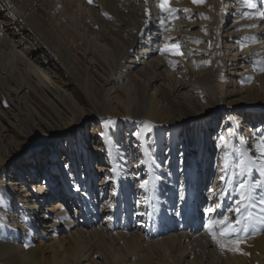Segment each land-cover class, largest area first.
<instances>
[{
    "label": "bare ground",
    "instance_id": "bare-ground-1",
    "mask_svg": "<svg viewBox=\"0 0 264 264\" xmlns=\"http://www.w3.org/2000/svg\"><path fill=\"white\" fill-rule=\"evenodd\" d=\"M19 1L20 22L13 26L0 22V220L15 230L0 241V264H247L249 256L264 264V224L249 228L246 234L256 235L240 243L239 252L222 250L206 227L225 215L236 219L228 209L239 197L235 188L241 176L236 165L241 152L252 165L244 178L264 184L260 172L264 156L256 148L264 137V72L260 71L264 18L258 15L264 12V0L262 5L248 0L252 8L245 0H206L207 10L201 8L203 18L197 23L200 31L192 33L183 28L181 18L187 4L193 5L191 0H169L168 7L177 10L171 14L173 21L158 7L160 0ZM35 6L46 22L41 33L35 32L38 45L33 49L42 51V61L62 68L80 91V96L59 87L49 92L54 99L48 107L51 115L31 100L32 76L45 75L25 58L10 32L29 30L25 20ZM166 46L172 51L162 54ZM176 48L180 54H175ZM189 57L197 66L187 62ZM16 62L23 73L14 68ZM89 116L97 120L92 130L99 137L97 146L86 141L83 122ZM219 116L225 121L224 132L206 141L219 144L222 165L203 209L196 185L201 181V165L196 164L199 146L193 147V138L203 130L206 134L207 123ZM109 120L114 123L108 124ZM179 132H184L185 142L181 155L185 163L180 166L174 153L181 145ZM62 135L67 144L59 146ZM221 136L230 141L229 147H224ZM44 141L46 157L38 148ZM92 147L100 157L106 153L110 175L102 183L113 182L121 200L129 198L123 189L129 172L142 189L138 208L133 202L123 207L125 223L117 217L119 203H102L100 208V213L110 210L112 223L97 225L94 220L96 205L85 186L94 177L87 159ZM226 152L228 167L222 171ZM131 156L132 161L125 163ZM79 157L88 162L83 168L78 167ZM42 165L41 178H35ZM179 179L183 190L175 204ZM253 191L258 201L264 187ZM66 201L76 203L74 217ZM260 207L264 206L258 203L254 210L258 216L264 215ZM213 231L218 232L219 226Z\"/></svg>",
    "mask_w": 264,
    "mask_h": 264
},
{
    "label": "rangeland",
    "instance_id": "rangeland-1",
    "mask_svg": "<svg viewBox=\"0 0 264 264\" xmlns=\"http://www.w3.org/2000/svg\"><path fill=\"white\" fill-rule=\"evenodd\" d=\"M0 14L2 13V15H0V22H5V24H9V25H15L17 23H19V12L18 9H22L21 5H19L20 1L19 0H0ZM193 0H191L190 2H192ZM206 1V0H205ZM16 2V3H15ZM262 0H259V3H261ZM17 5H15V4ZM193 5L187 4V9L189 11H185L186 14H184L181 18H182V22L185 24L183 25V28L188 30V33H192V31H200V25L198 26L197 23H201V19L203 18V14L201 11L207 10L205 4H194L192 2ZM9 5H11V7H9ZM14 5L17 7V9L14 7ZM262 5V3H261ZM37 6H35L36 8ZM40 8V7H39ZM202 8V9H201ZM186 9V8H185ZM17 10V11H16ZM2 11V12H1ZM230 13H232V10L229 11ZM27 20H25V23L28 25V29H26L25 31L23 29H18L17 32H15L14 29H11L10 32L12 33L11 38L13 39L14 43L16 44V46L19 48V50L23 53V55L25 56L26 59H29L30 61H34V63L36 65L39 66V73H43L45 75V77H39L37 78L36 76H32L34 77V81L30 82L31 86H32V91L31 93V100L34 101L35 105L40 108V109H45L46 111L48 110V107L50 108L51 106H53L54 99L51 97V93L52 90H55L56 88H63V90L67 89L68 93H73L76 96H80V91L77 89L74 81L71 79V77L69 75H67L66 73H64V71L62 70V68H60L59 66H55L52 64V62L49 61H45L43 59L42 56H44L42 54V51H36L33 49V47H37L38 45V38L35 35V32H37V34L42 31V24L45 23V19L44 17H42V15L39 12V9L36 8L34 9V11L30 14L27 15ZM174 19V15H171L169 17V20L173 21ZM211 19V18H210ZM230 19V14L226 16L225 21L228 22ZM14 23V24H13ZM167 24L164 23V26H166ZM35 28V30H34ZM209 33L206 32V36ZM39 39L41 38V34L38 35ZM46 38V37H43ZM47 38H50V36H48ZM159 41V40H158ZM157 41V42H158ZM40 46V45H39ZM181 47L183 48V50H187V46H185V43H181ZM211 48L214 49L215 45H211ZM223 49V48H222ZM212 54H214V51H211ZM47 56V55H46ZM1 57V56H0ZM36 60V62H35ZM191 57L187 58V62H191ZM17 64H19L18 62H16ZM191 64H194L193 66H197L196 61H192ZM13 66V65H12ZM53 67V68H52ZM208 67H206V71L208 70ZM14 68H16V71L19 73H23L24 72V68L22 66L16 65L14 66ZM197 69V68H196ZM212 70H208V73H210ZM29 74V72H28ZM23 75V77H25V74H21ZM39 79V80H38ZM189 80V79H188ZM187 80V81H188ZM195 80L198 81L199 78L195 77ZM46 87V88H45ZM59 87V88H58ZM46 95V96H45ZM52 100V101H51ZM0 102H2L1 98H0ZM0 109H3L2 105L0 104ZM246 118V117H245ZM247 117V121H248ZM96 118H93L92 116L87 117L84 120V126L86 127V131L85 133H87V142L89 144H92L94 146L98 145V141H99V137L98 135H96L95 133H92L93 128L95 127V125L97 124L96 122ZM249 122L253 123L252 126H258L259 122H257L256 120H249ZM254 123H256L254 125ZM225 121L224 118H222L221 116H219V118L215 121H211L209 123H207L206 128H207V133L205 134V131L203 130L201 132L200 136H195L193 138V141L195 140V144L194 142H192V145L194 144L193 147H197L198 151H199V155L197 156L196 159V164L197 166H200L201 168V173H200V177H201V181L200 183L197 182L196 185L199 186L200 188V196L203 197L202 200H200V204L201 207L203 205L208 203V197L210 196V188L214 185V180L215 177L217 176V174L219 173V170L222 165V155L220 152V146L219 144H217L216 140H209L206 141L208 138H213L214 135L217 136V134L222 131V133L224 132L223 127H224ZM228 130V129H226ZM130 134H132V132H129ZM180 133V132H179ZM116 134V133H115ZM120 136H124L125 133L123 130L120 129ZM183 133H180V143L181 145L175 149V154H178L177 156V162L179 164V166L183 163H185V159H183L182 153H183V145L185 144V142H183ZM186 134V133H185ZM220 134V133H219ZM183 135V136H182ZM188 138L187 141L190 142V138H191V132L188 134ZM112 137L114 138V134H112ZM182 139V140H181ZM192 140V138H191ZM61 144H57L59 146L62 145H66L67 144V137L62 135L60 137ZM69 142V140H68ZM199 142V144H198ZM207 144V145H206ZM48 145L47 141H44L41 146H39L38 148L41 149L42 154L44 155V157H46L48 155L47 150H46V146ZM213 145V146H212ZM41 147V148H40ZM166 148L167 147H163L162 151L163 153L166 152ZM192 148V147H191ZM213 148V149H212ZM70 149H72L73 151L76 152V148L74 147H70ZM127 153V150H126ZM134 158H136V153L133 154ZM106 153L103 152L102 156L100 157V152L96 151V149H94L93 147L90 148L88 150V158L89 159V163L87 161H83L82 157H79L77 159V163H78V167H82L85 166V164H88L91 167V173L94 175L93 179L87 181V185H85L88 188V192H89V196L91 198V201L93 200L95 202L96 205V209H97V216L95 217V221L96 224L99 225V223L104 222L106 220L105 224H110L112 223V221L114 220V216L110 213V210L108 211H104L103 213H100V208L102 206V203H110V204H117L119 203V209L121 210V213L119 212L118 214V219L120 223H125V217L123 214V207L125 206V204H132L133 202V206H135V208L139 207V202H141L140 200L141 198V194H142V189L138 188V186L136 185V183L134 182L135 180V176L133 174H131L129 172V182L131 184L130 187H128V183L124 186V193L125 190L127 191V194L129 195V198L127 199H122L120 197V194H117L116 192L117 187L113 184V182L111 181H107L105 183H102L103 181V177L105 175H110V172H108V167L109 165L106 162ZM133 158V160H134ZM183 159V160H182ZM16 159L12 160L13 163H15ZM132 161V156L129 157V159L127 160V162L125 163H130ZM161 161L164 163L166 161V156L163 155L161 157ZM109 163V162H108ZM128 164H126V166H128ZM87 165V166H88ZM100 165H103V170L101 168H99ZM187 165V164H185ZM88 166V167H89ZM8 167V165L6 166ZM43 165L41 166V168H38L37 171L35 172V178L38 177L39 179L41 178V173H40V169H42ZM15 168V165L13 164V170ZM38 174V176H37ZM29 178V177H28ZM27 178V181L30 179ZM199 178V177H198ZM36 181V179H33ZM177 187H176V194H175V204H178V200L180 198L179 195L182 194V184L181 181L179 179V182L177 181ZM85 186H81V187H85ZM55 194H57V196H59L58 198H60L61 192L59 193V191L57 190L55 192ZM193 199L196 195V193L192 194ZM191 196V198H192ZM205 196V197H204ZM117 197V198H116ZM63 198H65L63 196ZM198 199V197H197ZM196 199V200H197ZM239 199V197L237 198ZM192 202V200H191ZM195 202V201H193ZM203 202V203H202ZM0 203H3V198L0 197ZM66 204H69V211L71 213H73V217L74 215H76V209L78 207H76V203L73 202V206L69 201H66ZM71 204V205H70ZM199 204V207H200ZM72 206V208H71ZM205 208V206H203V209ZM175 222H178V218L174 219ZM202 223H201V228H200V232L203 231L204 227H205V220H206V216L203 217ZM188 224V222L186 223ZM14 228L8 226L6 223H4L3 221L0 220V241H3L5 239H8L9 237H11L14 233ZM202 234H204V232H202ZM256 235V233H251V234H244L243 236H245V238L242 240L241 243H245L246 241L249 240V238H254V236ZM65 246L69 245V242L67 240L64 241ZM199 246H201L199 244ZM241 253V252H240ZM248 259V263L247 264H258L256 261H254L252 259V257H246Z\"/></svg>",
    "mask_w": 264,
    "mask_h": 264
},
{
    "label": "snow or ice",
    "instance_id": "snow-or-ice-1",
    "mask_svg": "<svg viewBox=\"0 0 264 264\" xmlns=\"http://www.w3.org/2000/svg\"><path fill=\"white\" fill-rule=\"evenodd\" d=\"M88 2L91 4L93 3V0H88ZM147 2V0H146ZM169 0H160L158 7H160L162 12H166L169 15L176 12L177 10L174 8L168 7ZM205 0H193L194 4H203ZM247 6L249 8L254 7L253 4L248 3V0H245ZM11 7V5H9ZM183 11H189L188 9H184ZM105 16H108L107 13H104ZM258 15L262 18H264V12H259ZM109 19H111L110 16H108ZM206 18V17H205ZM163 19L161 20V23L163 24ZM171 52L172 49L168 48L167 46L164 49H161V52ZM175 54H180L179 49H175ZM171 63V61H170ZM206 63V62H205ZM264 63V62H261ZM260 71L264 72V67H260ZM108 124H113L114 122L109 120L107 122ZM103 135V134H102ZM232 134L229 133V136ZM220 139L224 141V147H229L230 141L225 140V137L221 136ZM241 143L243 144L244 141L241 140ZM256 148L261 153L262 156H264V137L261 138V143H258L256 145ZM246 156L245 152H241V159L239 163L236 165L237 168H239V175L241 176V180L236 186L235 190L238 192L239 199L235 200L234 207H229V212H235L236 219L235 221H232L229 216L225 215L222 219L219 220H210L208 225L206 226L208 228L209 234L211 235L212 239L219 245V247L223 250L227 248L229 251H240V243L245 237H242L241 233H248L249 228H252L255 230V226L257 224H264V215L258 216L257 213L254 211L257 207V204L264 206V194H262L257 201V198L254 195V189L258 187H264V184H261L259 181H256L255 183L250 182L248 179L244 178L246 174L251 173L252 165L250 162V158L248 160L244 159ZM227 158L228 153H225V168L222 169V171H226L228 164H227ZM260 172L261 175H264V164L260 166ZM221 179H224L222 176ZM146 183V182H145ZM228 184H231L232 181L228 180ZM145 184L142 183L141 187H144ZM212 194L215 195V190H212ZM217 207H220V205H217ZM211 211V209H209ZM259 211L261 213H264V207H260ZM219 226V231H213L214 227ZM227 241V243H225ZM246 254V253H245Z\"/></svg>",
    "mask_w": 264,
    "mask_h": 264
}]
</instances>
